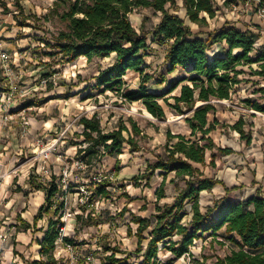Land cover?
Segmentation results:
<instances>
[{
  "label": "rangeland",
  "instance_id": "obj_1",
  "mask_svg": "<svg viewBox=\"0 0 264 264\" xmlns=\"http://www.w3.org/2000/svg\"><path fill=\"white\" fill-rule=\"evenodd\" d=\"M2 2L7 4L8 10L1 6ZM262 2L264 5V0ZM257 3L256 0H241L236 9L222 7L215 18H208V26L191 24V30L207 40L208 33L220 30L224 25L245 30L247 21L257 27L253 20H248L246 11L251 6L256 7ZM68 4V0H0V50L8 55L9 69V76L1 72L0 76L5 82H0L8 84L11 79L13 84L9 95L0 94V188L5 193L2 218L13 234L9 243L0 242V264H27L28 261L36 260L40 254V248H36L35 244L40 241L38 238L41 237V230L37 228L32 232V243L21 235L23 244L17 242L20 228L18 226L16 229L14 225L20 215L18 212L33 199L32 192H28L32 190L30 178L40 182L39 177L41 179L44 175V179H49L45 177L51 174L68 179L78 186V189L73 190L67 188L65 193L66 233L75 240V244L72 248H57L55 255L60 260L59 264H109L105 257L112 255V252L105 254V245L122 251L123 254L116 255L118 259L131 254L121 264H141V255L136 254L137 239L129 237L127 230L129 225L134 230L137 228L132 223L131 214L150 217L155 213V190L161 184L162 177L157 173L149 187L145 180L142 186L137 187L135 178L146 173L148 159L153 160L155 153L163 152L168 130L175 134L190 135L185 118L191 113L177 115L163 98L159 102L165 108L166 118L152 119L141 102L131 103L123 99L121 94L125 88L139 89L140 75L135 72H128L123 78L126 84L120 94L104 87L96 88L94 77L113 62L112 58L95 59L92 63H88L86 58H80L74 64L67 65L62 64L61 56L50 55L55 50L48 49L45 44L53 43L58 34L67 29V23L61 15ZM252 9V13L257 15V9ZM178 15L183 18V10ZM145 18H149L146 29H151L160 22L161 17L150 9L140 10L130 16L137 29ZM24 23L26 26L21 27ZM263 45L264 38L256 42L257 47ZM153 47L155 52L146 59V65H152V68L146 70L154 73L155 78L147 88L153 94L163 95L173 85L190 77V74L179 69L169 75L167 83L159 84L158 75L164 67L165 48L158 44H153ZM223 48L215 44L208 55L211 58L224 55ZM249 67H240L246 71L241 77L256 82V85L243 82L231 100L214 101L216 111L210 115V121L219 124L211 136L218 146L231 148L234 153L227 156L220 154L214 168H204L208 177L223 183L211 192L202 194L201 204L204 207L212 205L215 198L225 196L226 189L234 187L237 190L229 194L232 199H247L259 189L262 194L259 195L264 197V114L246 107L243 102L259 97L253 95V90L264 87V77L250 75ZM251 67L253 71H261L259 64H252ZM186 84L192 85L185 81L166 98L178 95L181 86ZM170 102L173 103V100ZM27 105L32 107L26 108ZM95 114L106 132L115 130L121 123L131 129V120L135 121L145 135L137 138L142 150L131 152L129 146L125 145L121 154L104 157L97 167L80 169L76 159L78 147L75 146L82 141L77 137V133L83 130L79 120L84 116L91 118ZM241 118L245 121L246 133L252 136L249 145L241 139L239 133L229 128ZM98 173L111 180V197L107 200L96 199L93 206L88 207L85 204V196L88 195L79 190L85 187L91 193L88 188L90 177ZM257 184L261 188L258 189ZM166 193L167 198L161 205L173 203L177 195L174 185L169 181ZM93 213L95 216L100 215L102 220L112 219L111 224L102 223L91 227L82 221L77 224L76 215L83 216L85 220ZM24 228L22 226L21 229ZM232 247L234 245L223 236H206L195 243L191 255H186L174 264H198L197 261H202L204 255L211 264L217 256H227ZM159 258L161 264H168L171 256L161 249Z\"/></svg>",
  "mask_w": 264,
  "mask_h": 264
},
{
  "label": "trees",
  "instance_id": "obj_2",
  "mask_svg": "<svg viewBox=\"0 0 264 264\" xmlns=\"http://www.w3.org/2000/svg\"><path fill=\"white\" fill-rule=\"evenodd\" d=\"M224 1L222 6L220 2ZM241 0H68L61 18L67 23V29L58 34L53 43H46L48 49L55 50L53 56H61L62 64H74L84 57L88 63L95 59L112 58L113 62L94 77L96 88L116 91L124 89V77L128 72L140 75L138 90L125 88L121 97L131 103L141 102L146 110L156 119L166 118V111L159 102L164 98L167 106L177 115L191 114L185 118L190 129L189 136L167 131L166 143L162 153H155L154 159L147 160L146 173L135 178L137 187L150 186L153 177L158 173L162 182L155 190V213L150 217L131 214L136 230L128 226L129 237L137 238L136 254L141 255V264H161L159 254L164 250L170 254L168 264L191 255L195 243L206 236H223L231 242V252L225 256H217L211 264H264V198L259 193L247 200H233L229 194L235 190L226 189V196L215 198L212 205L202 206L201 196L211 192L221 181L206 175L204 168L215 167L218 155H231L234 150L222 148L216 144L211 134L219 123L210 121V115L215 113L214 101L231 100L238 86L245 82L254 83L241 77L246 74L243 66H250V75L264 77V45L256 46L262 37L249 28L241 30L236 26L224 25L220 30L208 33L204 40L191 30V24L199 27L208 26V18L216 17L222 7L238 6ZM65 2V1H64ZM6 10L7 4L1 3ZM59 6V5H58ZM261 6L264 7L263 2ZM143 9H150L160 15V22L151 29H146L149 18H145L139 29L134 27L130 16ZM183 10L184 17L178 13ZM24 23L21 27H25ZM30 26V25H28ZM151 39V42L149 40ZM153 44L165 48L164 61L159 84L167 83L170 74L176 70H184L190 77L173 85L166 94H153L148 91L149 83L155 74L147 71L152 65H146V59L156 49ZM215 44L222 45L224 55L211 58L208 55ZM239 53H235V52ZM259 64L261 71H253L251 65ZM3 72L0 63V74ZM5 80L0 76V81ZM192 85L181 86L178 95L169 98L183 82ZM253 84V85H254ZM52 86V85H50ZM51 90V88H50ZM9 91V83L0 82V94ZM256 99L243 101L246 107L264 114V87L253 90ZM173 100V103L170 102ZM201 103L200 106L198 104ZM32 107L27 105L26 108ZM83 130L77 133L82 141L78 147L76 159L82 161L88 168H95L106 156L119 155L125 145L131 152H139L138 137H144L142 129L131 120L129 129L121 123L115 130L106 132L97 114L79 120ZM244 119H240L230 129L239 133L242 140L251 144V133H246ZM126 134V135H125ZM211 159L208 162V159ZM56 177L44 185L30 178V186L35 190L45 192V204L34 218V225L19 219L26 229H36L39 220L46 218V226L39 229L44 232L40 241L41 259L28 261L27 264H59L55 258L56 242L59 235V214L64 210V203L54 207V197L58 192ZM173 184L177 195L173 203L161 202L167 198V183ZM111 180L106 177L100 183L90 177L92 194L88 197L87 206L96 199H109ZM75 184L69 190L77 189ZM144 210L146 209L143 207ZM77 224L85 222L86 226L111 224L112 219L102 220L100 215L89 214L87 219L78 215ZM64 242L75 244L73 238H65ZM222 244V243H220ZM105 261L109 264H121L131 257L126 254L124 259L116 258L118 248L105 245ZM198 264L208 263V257L203 256Z\"/></svg>",
  "mask_w": 264,
  "mask_h": 264
},
{
  "label": "built area",
  "instance_id": "obj_3",
  "mask_svg": "<svg viewBox=\"0 0 264 264\" xmlns=\"http://www.w3.org/2000/svg\"><path fill=\"white\" fill-rule=\"evenodd\" d=\"M258 3L256 5V9H257V15L261 18L264 19V7L261 6L262 0H256ZM233 8H237V6H234ZM7 60H8V55L0 50V63H1V68L3 69L4 74H9V69H8V65H7ZM9 76V75H8ZM13 89V84L11 83V79L9 81V91L5 94H3V96L5 95H9L12 92ZM78 166L80 167V169L85 168V166L83 165L82 161L78 160ZM45 174H48V171H45ZM39 177V176H38ZM43 176H41V179L39 177V183H42L44 185H47L48 183L53 181V177H55L53 174H51L50 177L46 176L45 178H49V179H44ZM93 180L97 183H100L102 180H104L106 177L100 175V173H98L97 175L92 177ZM69 181V183H68ZM55 183L57 184L58 187V192L56 193L55 197H54V207L57 208V206L59 204L62 205V203H64V210L62 212V209L60 211L59 214V219L61 221V223L63 222V225H60L59 228V235H58V239L56 242V250L59 246H64L65 248H72L73 245L67 244L64 242L65 238H71L68 236V234L66 233V229H67V219L65 217L66 215V201H65V193L68 191L70 185H71V181L68 179H62V178H58L56 177ZM68 188V189H67ZM78 189V188H77ZM108 190H110V187L108 188ZM79 191H84L86 192L85 196L83 195V197L85 196V199L87 200L85 204L88 203V197L92 194L89 193L85 187H81V189ZM83 197H82V202H83ZM101 200H106V199H101ZM3 203H4V198L2 197V189L0 188V242L2 244L4 243H9L10 238L13 236L11 229L7 228V223L3 221ZM93 206V204L90 205V207ZM70 216V215H69ZM78 215H76L77 217ZM75 217V218H76ZM55 250V251H56ZM55 255V252H54ZM55 258L57 259L56 255ZM59 260V259H57ZM88 260H90V257L88 258Z\"/></svg>",
  "mask_w": 264,
  "mask_h": 264
},
{
  "label": "crops",
  "instance_id": "obj_4",
  "mask_svg": "<svg viewBox=\"0 0 264 264\" xmlns=\"http://www.w3.org/2000/svg\"><path fill=\"white\" fill-rule=\"evenodd\" d=\"M252 8H256V7H253V6H251V8H249V9H247L246 11H247V15H248V20H253V22H255L254 24L257 26V27H254V26H252L251 25V23H248L247 21H246V25L244 26L245 27V30L247 29V28H249L250 30H252V31H257L258 33H261V35H262V37L260 38V39H263L264 38V21L263 20H261V18L258 16V15H256V13H252V11L251 10H253ZM256 12V11H255ZM185 16V15H184ZM256 18V19H255ZM258 18V19H257ZM255 20H258V21H255ZM248 24H250V25H248ZM256 32V33H257ZM84 57H82L81 59H83ZM257 181H259V180H257ZM257 186H258V189L259 188H261V185L260 184H257ZM159 187V186H158ZM157 187V188H158ZM156 188V189H157ZM257 190V189H256ZM262 191H264L263 189H262ZM28 192H32V194H31V197L33 196V199L32 200H30V201H28V205H27V203H26V205H24L23 207H22V210H21V212H18V213H20V215H18L17 216V219H16V221H17V223H15V227L14 228H16L17 229V227H18V229L20 228V230H19V233H18V239H17V242L18 243H23L24 244V240H22L21 238V235H24V237L23 238H25V240H28L27 242H29L30 241V243H32L31 242V240H32V232H35L36 231V229L38 228V229H42V228H44L45 226H46V218H44L43 220H39V222L37 223V225H36V229H33V228H31V229H25L24 228V226H23V228L24 229H21L22 228V225H21V222H20V218L21 219H23L24 221H26V222H28L30 225H31V227H33V225H34V218H35V216L37 215V213H38V211H39V209L45 204V192L43 191V190H35L34 188H32V190H30V191H28ZM33 192H35V193H33ZM205 193V192H204ZM260 194V195H262L261 194V191H260V189L259 190H257V192L256 193H253V195H251L250 197H248L247 199H249V198H251V197H254V196H256L257 194ZM4 195H5V193L3 192V190H2V197L3 198H5L4 197ZM264 195V194H263ZM226 196V195H225ZM224 197V196H223ZM263 197V196H262ZM231 198V197H230ZM264 198V197H263ZM247 199H243V200H247ZM233 200H235V199H233ZM43 223V224H42ZM22 232V233H21ZM40 233V235H41V237H36V238H38L40 241H42L43 240V237H44V232L43 231H40L39 232ZM30 237V238H29ZM137 239V238H136ZM40 241L39 242H36V248H40V251H41V246H40ZM138 243V242H137ZM19 246V245H18ZM40 251H39V253H40ZM41 255L40 254H38V257H37V259L36 260H40L41 259V257H40ZM27 263V262H26Z\"/></svg>",
  "mask_w": 264,
  "mask_h": 264
},
{
  "label": "bare ground",
  "instance_id": "obj_5",
  "mask_svg": "<svg viewBox=\"0 0 264 264\" xmlns=\"http://www.w3.org/2000/svg\"><path fill=\"white\" fill-rule=\"evenodd\" d=\"M147 114H148V116H150L152 119H153V116L149 113V112H147ZM179 119V118H178Z\"/></svg>",
  "mask_w": 264,
  "mask_h": 264
},
{
  "label": "water",
  "instance_id": "obj_6",
  "mask_svg": "<svg viewBox=\"0 0 264 264\" xmlns=\"http://www.w3.org/2000/svg\"><path fill=\"white\" fill-rule=\"evenodd\" d=\"M200 106V105H199Z\"/></svg>",
  "mask_w": 264,
  "mask_h": 264
}]
</instances>
